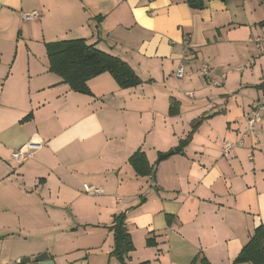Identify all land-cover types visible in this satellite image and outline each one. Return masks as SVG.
<instances>
[{"label":"crops","instance_id":"obj_1","mask_svg":"<svg viewBox=\"0 0 264 264\" xmlns=\"http://www.w3.org/2000/svg\"><path fill=\"white\" fill-rule=\"evenodd\" d=\"M189 1L0 0V264L43 253L84 264L70 258L79 242L100 249L95 264H121L109 229L121 213L135 245L128 264H233L264 226V109L244 136L264 107V0ZM76 39L126 62L141 85L122 89L104 73L91 94L73 91L50 72L47 44ZM227 141L238 145L225 158ZM23 146L33 156L18 164ZM137 151L154 177H137Z\"/></svg>","mask_w":264,"mask_h":264},{"label":"trees","instance_id":"obj_2","mask_svg":"<svg viewBox=\"0 0 264 264\" xmlns=\"http://www.w3.org/2000/svg\"><path fill=\"white\" fill-rule=\"evenodd\" d=\"M189 5L194 10L205 8V3L202 0H191ZM47 54L50 72L58 75L63 83L78 93L91 94L88 81L104 73L111 74L122 89L137 87L142 83L136 72L126 62L88 44L85 39L49 43L47 44ZM255 88L264 93V82ZM170 113L171 115L177 114L174 104L171 105ZM203 120L198 119L194 122L191 132L174 149L175 154L183 153ZM129 163L137 177H154L156 175L155 166L149 164L146 154L142 151H137L132 155ZM126 219L125 213L115 215L113 224L109 227L114 236V245L110 255L116 257L121 264H128L129 254L135 250ZM147 245L155 246L156 242L149 238ZM141 264H151V262L146 261ZM191 264L210 263L205 257L197 256ZM233 264H264V226L255 229L250 241L243 247Z\"/></svg>","mask_w":264,"mask_h":264},{"label":"built area","instance_id":"obj_3","mask_svg":"<svg viewBox=\"0 0 264 264\" xmlns=\"http://www.w3.org/2000/svg\"><path fill=\"white\" fill-rule=\"evenodd\" d=\"M25 20H34L40 17V14L37 11H33L31 13H26L23 15ZM209 68L207 66H204L201 69V74L203 76H208L209 74ZM185 74L184 66H180L178 70L176 71V78L179 80H182ZM214 85L219 86L220 82L215 81ZM264 109L263 106L258 107V110L253 114L252 117L248 119V132L244 134V136H248L251 132L254 131L255 125L260 121L261 118V111ZM237 143H233L230 141L225 142L223 147V157L228 158L231 156V154L234 152V150L237 147ZM32 154L28 152V146H23L20 149L16 150L13 155L12 159L16 161L18 164H22L32 158ZM83 191L84 193L92 196H100L104 194V190L98 186L92 185V184H84L83 185Z\"/></svg>","mask_w":264,"mask_h":264},{"label":"rangeland","instance_id":"obj_4","mask_svg":"<svg viewBox=\"0 0 264 264\" xmlns=\"http://www.w3.org/2000/svg\"><path fill=\"white\" fill-rule=\"evenodd\" d=\"M245 65V64H244ZM245 67V66H244ZM249 70V69H248ZM247 73V70H245L244 71V74H246ZM260 75H262L263 73H262V71H260V73H259ZM238 75H240V73H237V78H238ZM257 78L258 77H255V78H251V81H255V80H257ZM235 79H236V77H235ZM250 92H252V93H254V94H257V92L256 91H251L250 90ZM257 99H258V96H257ZM261 99H262V104L261 105H263L264 104V98L263 97H261ZM263 114H262V116H264V111L262 112ZM84 192V191H83ZM92 196V195H91ZM85 245V243H82V242H79V243H75L74 245H73V250H74V252L71 254V256H70V258L71 259H75V258H79V257H82V262H84V264H87V262H91V264H95V259L97 258L96 256L97 255H100L101 254V252H99L100 251V249H97L96 251H94V250H91V249H84V246ZM135 246V245H134ZM151 247H154V246H151ZM80 249V250H79ZM135 251V250H134ZM72 264H76V262H73Z\"/></svg>","mask_w":264,"mask_h":264},{"label":"water","instance_id":"obj_5","mask_svg":"<svg viewBox=\"0 0 264 264\" xmlns=\"http://www.w3.org/2000/svg\"><path fill=\"white\" fill-rule=\"evenodd\" d=\"M170 154H164V155H161L158 162L163 160V159H166L167 157H169ZM31 262V259L30 258H25V259H22L21 260V263H30ZM35 263L36 264H53V262L50 260V257L47 253H43L39 256H37L35 258Z\"/></svg>","mask_w":264,"mask_h":264}]
</instances>
